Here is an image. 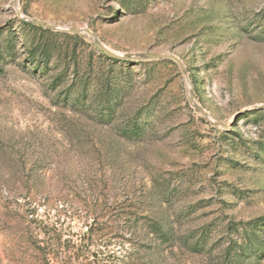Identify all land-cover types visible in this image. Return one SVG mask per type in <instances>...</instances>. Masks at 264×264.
<instances>
[{
    "label": "rangeland",
    "instance_id": "1",
    "mask_svg": "<svg viewBox=\"0 0 264 264\" xmlns=\"http://www.w3.org/2000/svg\"><path fill=\"white\" fill-rule=\"evenodd\" d=\"M0 264H264V0H0Z\"/></svg>",
    "mask_w": 264,
    "mask_h": 264
},
{
    "label": "water",
    "instance_id": "2",
    "mask_svg": "<svg viewBox=\"0 0 264 264\" xmlns=\"http://www.w3.org/2000/svg\"><path fill=\"white\" fill-rule=\"evenodd\" d=\"M14 7L16 9L18 8V0H14ZM16 13L19 19L23 20L24 22L28 24L39 27V28L42 27L44 29H47L53 32H66L72 35L87 34L92 38L94 47L98 51H101L105 55L117 61L121 60V61H126V62H140V61H160L162 59L173 61L178 65L180 69H182V72L185 78L187 79V81L188 82L190 81L188 69L185 67L183 61L175 55H171V54H159L158 55V54H153V53L126 54V55L120 54L119 55L115 53L114 51L108 49L102 43V41L98 39L97 35L93 31L89 30L88 28H80L79 30H76V29H70V28H65L61 26L59 27L51 23H48L42 19L39 20V19L26 16L20 11H16ZM190 103L196 109L197 112L205 116L208 119V121L214 124L215 126H218V127L222 126L226 129L230 128L227 124L223 123L222 121L221 122L217 121L212 114H210L205 108H203L201 105L197 103L196 98H195V90L193 88L191 89V93H190Z\"/></svg>",
    "mask_w": 264,
    "mask_h": 264
},
{
    "label": "trees",
    "instance_id": "3",
    "mask_svg": "<svg viewBox=\"0 0 264 264\" xmlns=\"http://www.w3.org/2000/svg\"><path fill=\"white\" fill-rule=\"evenodd\" d=\"M26 26H28V27H31V28H35V26H33V25H31V24H28V23H24ZM44 31H46V32H49V33H51V34H53V32H51L50 30H47V29H43ZM106 58H109V57H107L106 56ZM110 60H112V61H114L115 63H120V62H125V63H128V62H126V61H117V60H113V59H111V58H109Z\"/></svg>",
    "mask_w": 264,
    "mask_h": 264
}]
</instances>
